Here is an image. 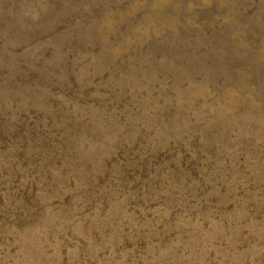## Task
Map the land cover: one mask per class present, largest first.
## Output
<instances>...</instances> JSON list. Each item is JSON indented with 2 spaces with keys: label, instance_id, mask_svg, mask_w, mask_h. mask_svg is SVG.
<instances>
[{
  "label": "rangeland",
  "instance_id": "1",
  "mask_svg": "<svg viewBox=\"0 0 264 264\" xmlns=\"http://www.w3.org/2000/svg\"><path fill=\"white\" fill-rule=\"evenodd\" d=\"M0 264H264V0H0Z\"/></svg>",
  "mask_w": 264,
  "mask_h": 264
}]
</instances>
